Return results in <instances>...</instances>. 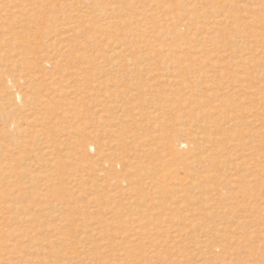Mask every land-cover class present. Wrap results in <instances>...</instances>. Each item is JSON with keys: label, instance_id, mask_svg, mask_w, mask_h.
Listing matches in <instances>:
<instances>
[{"label": "rangeland", "instance_id": "rangeland-1", "mask_svg": "<svg viewBox=\"0 0 264 264\" xmlns=\"http://www.w3.org/2000/svg\"><path fill=\"white\" fill-rule=\"evenodd\" d=\"M0 264H264V0H0Z\"/></svg>", "mask_w": 264, "mask_h": 264}, {"label": "bare ground", "instance_id": "bare-ground-1", "mask_svg": "<svg viewBox=\"0 0 264 264\" xmlns=\"http://www.w3.org/2000/svg\"><path fill=\"white\" fill-rule=\"evenodd\" d=\"M177 171H176V174L173 176V178H175V179H179V177L177 178Z\"/></svg>", "mask_w": 264, "mask_h": 264}]
</instances>
